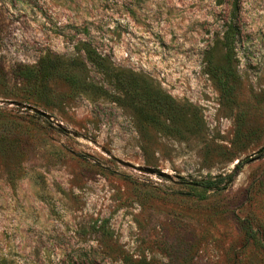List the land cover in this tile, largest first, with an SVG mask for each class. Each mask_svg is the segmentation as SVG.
I'll return each mask as SVG.
<instances>
[{
  "label": "rangeland",
  "instance_id": "374dc122",
  "mask_svg": "<svg viewBox=\"0 0 264 264\" xmlns=\"http://www.w3.org/2000/svg\"><path fill=\"white\" fill-rule=\"evenodd\" d=\"M232 19L225 97L207 60ZM81 41L198 107L203 130L146 120ZM46 55L87 64L82 89L55 76L32 103L52 119L16 104L19 67ZM0 264H264V0H0Z\"/></svg>",
  "mask_w": 264,
  "mask_h": 264
},
{
  "label": "trees",
  "instance_id": "16d2710c",
  "mask_svg": "<svg viewBox=\"0 0 264 264\" xmlns=\"http://www.w3.org/2000/svg\"><path fill=\"white\" fill-rule=\"evenodd\" d=\"M234 21V19L231 20L223 36L222 44L225 52L222 64H216L213 58L207 60L209 72L222 88L225 97H232L238 77L235 65V43L238 36V28L234 24ZM76 47L79 51L85 53L86 60L91 65L112 78L116 87L123 91L124 97L129 100L130 105L138 110L146 120L159 125L164 132L184 136L186 133L198 135L203 130L204 120L200 115L198 107L189 102H180L171 94L154 88L153 84L144 79L142 75L133 72L126 73L122 70H113L107 58L99 54L86 41L78 42ZM86 68L87 64L84 60H64L58 56L52 57L50 55L41 58L35 67L20 66L18 69L19 76L23 79L29 92L23 101L36 105L42 102L48 87L47 83L55 76L69 81L76 90L82 89L84 81L80 79L78 73L84 71ZM38 80L40 81L37 82ZM38 83H41L43 86L42 95L36 92L37 98H31L33 96L30 95L35 91L34 89ZM87 87L93 89V85L89 86L87 84ZM239 164L240 161L238 162ZM217 183L218 181L213 179H204L200 182L205 187H212L217 185ZM247 223L246 221L241 222L249 235H252V228Z\"/></svg>",
  "mask_w": 264,
  "mask_h": 264
},
{
  "label": "water",
  "instance_id": "95a60500",
  "mask_svg": "<svg viewBox=\"0 0 264 264\" xmlns=\"http://www.w3.org/2000/svg\"><path fill=\"white\" fill-rule=\"evenodd\" d=\"M8 102H11V103H15L14 101H10V100H7ZM18 106H20V105H23L24 107H25V109H27V110H29V111H33V112H35V113H37V114H39V115H41V116H44V117H46V118H48V119H52L53 118V116L49 113V112H47V111H45V110H43L42 108H40V107H38V106H35V105H32V104H23V103H19V102H17L16 103ZM60 125H61V123H59ZM74 135L75 136H78V134L77 133H74ZM105 152H107L108 154H110V156L111 157H113V158H116L115 156H113L109 151H106L105 149H103ZM120 162H122V160H120V159H118ZM129 163V162H128ZM138 170H140V171H143V172H145V173H149V174H156V175H158V176H160V177H169V174L165 171V170H163V169H161V168H157V167H152V166H143V165H137V166H135Z\"/></svg>",
  "mask_w": 264,
  "mask_h": 264
}]
</instances>
